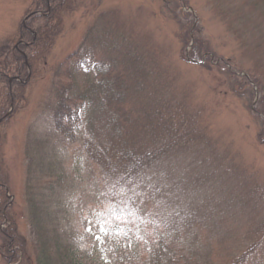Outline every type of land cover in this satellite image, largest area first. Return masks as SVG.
Wrapping results in <instances>:
<instances>
[{
	"label": "rangeland",
	"instance_id": "1",
	"mask_svg": "<svg viewBox=\"0 0 264 264\" xmlns=\"http://www.w3.org/2000/svg\"><path fill=\"white\" fill-rule=\"evenodd\" d=\"M49 3L57 8L48 16L57 33L46 36L35 68L16 78L23 100L0 123V184L30 254L28 180L58 217L51 236L60 264H230L241 257L240 264H264V0ZM42 4L0 0V63L29 17L43 15ZM104 20L132 27L138 41L165 51L200 136L129 179L109 175L81 151L82 112L71 144L47 107L55 70ZM197 47L210 53L190 61Z\"/></svg>",
	"mask_w": 264,
	"mask_h": 264
},
{
	"label": "trees",
	"instance_id": "2",
	"mask_svg": "<svg viewBox=\"0 0 264 264\" xmlns=\"http://www.w3.org/2000/svg\"><path fill=\"white\" fill-rule=\"evenodd\" d=\"M41 7L43 15L29 17L30 25L19 35L21 39L16 49L0 63V123L10 106L23 100L19 88L24 83L16 78L35 68V56L45 45L46 36L52 39L57 33L55 26H49L48 18L57 8L49 0H43ZM176 19L180 21L175 15ZM94 26L86 31L81 48L55 70L56 80L52 82L47 107L51 110L55 131L71 144L76 143L80 133L79 114L82 112L85 137L81 151L109 175L129 179L166 156L171 148L182 149L184 140L200 139L197 128L189 125L193 123L190 118L195 117V113H191L181 96L185 92L178 91L170 64L164 62L163 49L156 47L153 50L138 41L133 28L118 21ZM185 40L187 42L188 38ZM194 51L190 61H200L201 55L210 53L199 47ZM79 78L85 79L82 87H79ZM259 111L264 116V110ZM191 132L195 134L191 136ZM184 136L188 139H183ZM3 184H0V224L4 219L6 225L0 228L2 262L60 264L61 258L51 236L55 229L53 221L58 217L47 209L45 195L36 193L29 180L26 182V222L33 235L30 254L29 243L18 233L13 209L3 197ZM48 186H52L51 182ZM6 208L11 210L7 214ZM252 249L242 255H248ZM243 258L230 264H240Z\"/></svg>",
	"mask_w": 264,
	"mask_h": 264
}]
</instances>
